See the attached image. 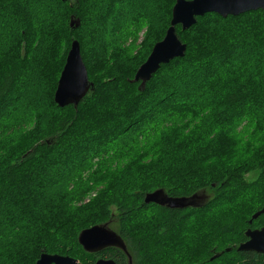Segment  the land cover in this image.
<instances>
[{
	"label": "trees",
	"instance_id": "16d2710c",
	"mask_svg": "<svg viewBox=\"0 0 264 264\" xmlns=\"http://www.w3.org/2000/svg\"><path fill=\"white\" fill-rule=\"evenodd\" d=\"M174 2L0 0V264H34L42 252L78 259L77 234L111 205L126 221L116 232L132 264L135 251L138 264H264V253L237 250L248 227L264 224V214L248 223L264 205V11L177 26L185 55L139 90L131 80ZM74 39L94 86L77 107H59L53 95ZM112 157L146 181L121 199L114 184L81 203L100 183L83 175L88 159L98 167ZM155 188L209 199L157 207L153 226L143 196ZM101 254L126 264L117 248Z\"/></svg>",
	"mask_w": 264,
	"mask_h": 264
},
{
	"label": "water",
	"instance_id": "95a60500",
	"mask_svg": "<svg viewBox=\"0 0 264 264\" xmlns=\"http://www.w3.org/2000/svg\"><path fill=\"white\" fill-rule=\"evenodd\" d=\"M264 11V0H175L169 26L164 36L154 43L149 55L137 68L131 81L139 82V90L145 88L146 83L162 64L183 57L186 52V43L182 42L176 33V27L182 30L190 28L197 22V18L206 13H217L222 17L239 15L248 11ZM79 18L70 16V27H78ZM93 82L89 80L86 66L83 62L78 40L71 41L66 55L65 63L59 75L53 100L59 107L77 105L90 89ZM195 196L160 199L156 195H147L146 203L155 201L161 204L167 203L170 208H183L192 204ZM264 214V205L256 210L248 220L252 221ZM247 240L240 243L238 251H254L264 253V226L261 228H247L245 231ZM77 242L84 251L98 252L108 247H116L128 255V264L132 259L127 252L126 244L121 235L110 228L109 222H103L82 229L77 236ZM229 251V249H226ZM216 257H211L212 259ZM79 260L70 255L42 252L34 264H78ZM94 264H115L113 260L98 259Z\"/></svg>",
	"mask_w": 264,
	"mask_h": 264
},
{
	"label": "rangeland",
	"instance_id": "374dc122",
	"mask_svg": "<svg viewBox=\"0 0 264 264\" xmlns=\"http://www.w3.org/2000/svg\"><path fill=\"white\" fill-rule=\"evenodd\" d=\"M97 27L99 28V25H97ZM144 30L145 29L143 28L140 31L138 42L141 41L142 37H144V32H145ZM235 52L236 51H234V50L233 51H229V52H225V53H223V55H224L223 57L226 60V58H228L230 55H232V54L234 55ZM180 92L182 93L183 90L180 89ZM95 160H97V159H94L93 161L90 158L88 159V165H87L88 168L85 170L83 175H86L88 172L91 171V172H93L95 175H97L100 178V183H99V186L97 188L93 187L92 189L88 190L86 192V194H84L87 197L85 199H83V200L81 199L82 200L81 203H87L89 200L98 197V194H101L102 192H104V188L105 187H108L109 185L113 186L114 184L117 185V190L115 192L116 200L117 199H121L124 194L130 195L129 194L130 191H133V189H135V187H137L139 185V183L146 181V179L141 178L140 176H137L136 174L125 172V170L128 167H133L134 163H128L127 166L122 167L121 166V159L116 158V157H112V160L109 159L107 161H104L97 167V166H94L92 164ZM112 168H114L115 171H118V173L116 175L110 174V171L112 170ZM256 174H257V172L252 173V177H255ZM130 176H133L134 179L133 180H131V179L129 180L128 178H130ZM207 194H208L207 192H204V193L200 192V194H194L195 198L192 200V204H190L188 206H200V205L204 204L209 199ZM147 195H156L160 199H168V198H171V197H168V195L166 194L165 190L162 189V188H155V189H153L151 191H148V192H146L144 194L143 202L145 204H150V215L153 218V226H155V225H157V223H156V221H155V219L153 217V215L155 214V212H153V210H155L157 207H161V206H164V205L168 206V204L167 203L161 204V203H158V202H155V201H151V202L146 203L144 201V199H145V197ZM81 200H79V202H78L79 205H81L80 204ZM109 211H110L109 215L106 216L104 218V220L100 221L99 223L109 222L110 228H112L113 230L117 231V229H119V227L122 225V220L123 219L121 220V218H119V216H117L118 211H117L116 206H114V205L109 206ZM124 222H126V221H124ZM99 223H97V224H99ZM69 226L67 227V231H69V234H67L66 236H68V240L69 241H72V239L70 238V235L73 233V227H69ZM77 236H78V234H77ZM129 247L135 250L137 248V245H133V244L131 245L130 244ZM135 252H136L137 257H136V260H135L134 264H138V260L137 259H139V256L141 254L139 252H137V251H135ZM220 252L221 251L214 253L213 256H219ZM96 258H97V256H95L93 254H90V253H87L85 251V253H83V254L81 253V255L79 256L78 264H90V262L92 260L96 259ZM210 259H212V258H210ZM139 262H140V260H139Z\"/></svg>",
	"mask_w": 264,
	"mask_h": 264
},
{
	"label": "flooded vegetation",
	"instance_id": "af4514ba",
	"mask_svg": "<svg viewBox=\"0 0 264 264\" xmlns=\"http://www.w3.org/2000/svg\"><path fill=\"white\" fill-rule=\"evenodd\" d=\"M262 226H264V224L262 225ZM262 226H260V227H257V228H261ZM250 228V227H249ZM252 229H254V228H252ZM247 240V237L245 236V240L244 241H246ZM126 244V243H125ZM108 248H110V249H115L116 247H108ZM106 248H104L103 250H100V251H98V252H88V251H86L87 253H90V254H93V255H95V256H97V258L96 259H94V260H92L91 262H90V264H94L97 260H98V258L99 259H106V260H108V259H110V260H113L112 258H109V257H104L102 254H101V252H103L104 250H105ZM118 249V248H117ZM126 249H127V252L129 253V251H128V248H127V245H126ZM120 250V249H119ZM123 254H124V256H125V259H126V264H128V255L125 253V252H123L122 250H120ZM254 252V251H253ZM256 253V252H255ZM129 255H130V257H131V259H132V255L129 253ZM114 261V260H113ZM132 261H133V259H132ZM114 263H115V261H114ZM116 264V263H115ZM132 264V263H131Z\"/></svg>",
	"mask_w": 264,
	"mask_h": 264
},
{
	"label": "bare ground",
	"instance_id": "6f19581e",
	"mask_svg": "<svg viewBox=\"0 0 264 264\" xmlns=\"http://www.w3.org/2000/svg\"><path fill=\"white\" fill-rule=\"evenodd\" d=\"M99 259V258H98Z\"/></svg>",
	"mask_w": 264,
	"mask_h": 264
}]
</instances>
